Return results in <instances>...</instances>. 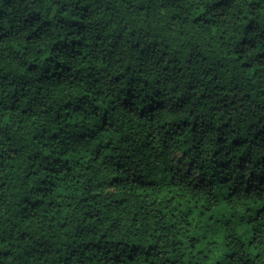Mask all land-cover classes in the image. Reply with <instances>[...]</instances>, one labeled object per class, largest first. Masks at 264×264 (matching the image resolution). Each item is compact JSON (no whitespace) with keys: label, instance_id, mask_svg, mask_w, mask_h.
<instances>
[{"label":"clouds","instance_id":"9594fccd","mask_svg":"<svg viewBox=\"0 0 264 264\" xmlns=\"http://www.w3.org/2000/svg\"><path fill=\"white\" fill-rule=\"evenodd\" d=\"M252 126L264 0H0V264H171L177 193L237 219L264 205Z\"/></svg>","mask_w":264,"mask_h":264},{"label":"trees","instance_id":"16d2710c","mask_svg":"<svg viewBox=\"0 0 264 264\" xmlns=\"http://www.w3.org/2000/svg\"><path fill=\"white\" fill-rule=\"evenodd\" d=\"M245 19L248 20L250 17H245ZM79 22V20L72 21L73 24ZM257 28H259V25L256 24L255 20L248 23L245 30V39H248L249 33L255 32ZM240 43L243 44L244 41L241 40ZM249 43L251 44V41H249ZM212 47H216L215 41ZM232 55L233 59L242 60V57L235 49H233ZM205 59H207V57ZM240 66L241 68H246L255 76L256 73L253 70L254 66L250 65L248 60H243ZM217 87L219 88L220 86L217 85ZM187 123L191 124L194 123V121H188ZM221 127L223 126L221 125ZM192 131L194 132L195 129ZM261 133H264V128L257 131L255 130V126H252L251 135L254 138L252 141L253 143L261 136ZM233 143H235V141H233ZM187 150V147H185V152ZM241 159H243V157H241ZM260 159H257L254 155L253 163H260ZM251 179V176L244 179L245 189H247L248 182ZM259 183L260 181L257 179L255 187L258 188ZM228 191L230 193L231 190L229 189ZM141 195H143V192H141ZM158 195L160 200H164L171 195V193L165 188L161 193H158ZM172 200L177 204H181L182 208L187 210L181 218L184 219L186 217L188 234L176 233L173 241L176 247L173 249V255L169 257L171 264H222L221 260H214V257L223 253L224 248L229 247L227 242L229 237L226 233L230 225L233 226L235 235L233 244L236 245V248L242 249V253L235 249L223 253L228 259V264H262V253L259 251L260 241H258L257 238L258 229L255 225H259L261 221L264 220V216L261 215L264 213V205L258 206L255 209L249 208L247 212L252 213V215H241L239 219H237L226 200L222 201L219 205L211 204V206H209V202L203 200L197 201L190 195L181 200L179 193L173 196ZM167 212L168 210L165 208L162 214L166 215ZM226 217L227 219H225ZM172 219H176V211H173ZM175 227V224L171 225L173 231H175ZM194 227H202L199 243L197 245L192 244V240H197V236L191 235V230ZM214 228L215 230H213ZM176 249H179L181 255L180 260L173 258L176 254ZM245 257H247V259H245ZM149 259H153V264H155V260H158L159 256L157 255L155 258L149 257Z\"/></svg>","mask_w":264,"mask_h":264}]
</instances>
